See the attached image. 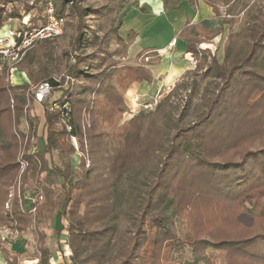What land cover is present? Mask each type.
<instances>
[{
  "label": "trees",
  "instance_id": "1",
  "mask_svg": "<svg viewBox=\"0 0 264 264\" xmlns=\"http://www.w3.org/2000/svg\"><path fill=\"white\" fill-rule=\"evenodd\" d=\"M161 1L168 9L184 0ZM204 1L220 17L217 5L229 6L234 0ZM40 2L43 6L52 2L57 18L70 19L66 26L72 33L67 48L61 50L66 60L63 70L58 61L52 66L45 62L46 56L57 55L61 36L38 43L17 65L28 81L11 86L0 74V225L23 232L34 207L38 218L58 214L52 233L59 237L66 230L64 245L57 241L55 246L67 264H264V4L244 27L245 43L236 47V34H228L222 62L210 54L203 71V79L210 82L200 93L204 109L189 125L171 133L172 118L163 112L165 100L153 113L141 112L119 125L125 93L132 84L152 81L147 68L151 64L103 66L110 54L88 18L100 21L104 7H82L77 0ZM31 11L25 6V13ZM2 14L0 4V30ZM228 23L222 20L218 29L211 30L186 22L181 30L186 53L195 58L202 40H212ZM122 25L118 19L112 34L123 47ZM87 49L92 52L87 54ZM52 67L74 83L41 104L42 147L26 156L29 169L21 177L23 184L33 181L31 197L41 195L44 203L24 200V211L14 204L10 213L3 212L19 171V140L4 122L5 116L9 122L11 118L10 93L18 116L31 86L48 82L55 93L59 83L50 78ZM199 70L195 65L194 73ZM189 90L195 94V83ZM93 93L89 125L83 132L81 113ZM51 103L57 108L49 112ZM61 111L69 113L71 132L60 122ZM159 120L163 122L158 124ZM84 133L91 165L85 170L80 162L79 174L69 160L73 151L69 140ZM156 153L160 157L153 156ZM156 157L152 179L132 204L129 200L130 208L122 210L131 226L124 239L117 224L107 222L119 205L111 189L124 174ZM36 234L39 264H49L51 250L39 228ZM186 252L190 260L185 259ZM7 263L18 264L15 259Z\"/></svg>",
  "mask_w": 264,
  "mask_h": 264
},
{
  "label": "rangeland",
  "instance_id": "2",
  "mask_svg": "<svg viewBox=\"0 0 264 264\" xmlns=\"http://www.w3.org/2000/svg\"><path fill=\"white\" fill-rule=\"evenodd\" d=\"M37 1L39 0H0L1 7L3 8L2 15L4 18V22H6L8 18H11V19H20V20L26 19L27 21L30 22L29 27L35 24L36 25L43 24L47 17V11L49 7L53 9V5L52 2H50L43 6L42 2L37 3ZM77 1L80 2V5L82 7H95V8L104 7L105 9L104 15L100 21H95L93 18H88L89 24L93 26L94 30H96L97 35L100 38L102 37L104 38V44L107 45L106 47L107 53L110 54V57L108 58L106 57L103 66L109 65L111 62H118L119 64L122 65H134L136 63L147 64L149 62L148 64L155 65L157 60L160 59L156 53L146 54L147 52L145 51H143L142 54H146L147 56L139 55V53L138 54L131 53L129 54L130 58H128V54L126 52L127 46L123 45L122 47V45L116 44L115 36L112 34V30L114 27L117 26V20L118 19L122 20V17H124L127 14V12L130 10L129 8L134 6V2L130 3V0H77ZM263 4H264V0H234L228 7H224L218 4L217 8L220 17L216 19L213 18V20L208 22L207 25L212 29L214 28L213 30H215L218 29V27L221 25V20H227L229 21V23L223 26L222 31L213 39V41L209 42V40H202V42L199 44L198 47L200 53H197V56H195L194 58L196 63L195 65L197 64L200 65V70L198 71V73L197 74L194 73L193 71L195 68L194 66V68L190 71L189 74L183 76L173 86L167 88H161L157 93L155 91L156 94L154 93L155 95L152 96L140 97L139 95L135 94L126 97V93H125L124 100H125L126 109L121 115L119 125L129 121L131 118H133V116L141 112L144 113L145 115L153 113L157 103L158 102L160 103L164 100H165L164 109H163L164 115L168 114L172 118V122L170 124L171 133L175 132L176 127H183L193 122L196 116L204 109L203 102L200 99V93L203 87L205 86V84L210 82L209 78L203 79V71L205 70L206 64L210 62V54H214L216 60H218V62H222L223 46L224 43L226 42L228 34H236L235 37L236 47H239L240 45L245 43L244 27L247 24V22L252 23L250 17L253 16L255 13H257L258 9L262 7ZM25 6L32 7V11L30 13L29 12L25 13L24 12ZM135 7H138V5ZM184 7L185 10H183ZM14 12H17L18 15L17 16L13 15ZM148 13L149 14H146L141 19H139L138 22L144 23L146 21V23H148L150 18H152L151 10L148 11ZM127 15H128L127 16L128 22L126 24H129L133 22L134 19L131 20L130 15L129 14ZM174 15L181 16V18L184 17V20H186L192 17L193 11L192 10L189 11L188 6H182L180 11H172V13L168 16H174ZM69 20L70 19H67L66 17L63 19L64 22L63 31L62 34L57 38L61 36H64V38L61 41L58 40L59 42L57 44L58 45L57 55L55 56L48 55L45 57V62L49 66L54 65L56 61H58L61 70L64 69L66 64L65 58L61 54V50L63 48H67V45L70 40V35L72 33V31L69 30V28H67L66 26V22ZM166 20L169 25V22L171 23L169 17H167ZM180 25H183V22H181ZM12 27H15L14 23L12 24ZM159 27L160 28H158L156 31L161 32V36L163 40L165 39L166 35H173V33L169 30L167 24L163 26L160 25ZM156 35H157L156 33L150 32L149 35L145 36L142 44L146 43V41L151 37H152L151 38L152 40H150L151 42L159 44L158 41L160 40L157 39L158 36L155 38V40L153 38V36ZM205 43L211 44L213 47L207 46V48L205 47V50L201 51L200 47L204 49L203 46ZM91 52H92L91 49L86 50L87 54ZM145 58H147L148 60L145 61L144 60ZM49 72L51 75L50 78L59 80V86L61 87V90L66 87L67 83H72V84L74 83V81L71 80L70 77L65 75L64 72L57 73L53 67ZM25 77H26V81H28L26 75ZM9 80L11 86L20 85L21 83L26 82L21 72L17 70L11 72V76ZM193 83H195V87H196L195 94L193 93L189 94L190 91L189 89ZM38 85L39 84L35 86H31L29 90L25 93L24 106L21 114L17 116V113L16 111H14V107H13V110L10 108L11 109L10 122L8 116L4 117L5 129L10 128V130H12V132H14L16 136L18 135L19 144L16 155L17 163L20 157V155L18 154L20 148L23 150L22 154L24 156L22 158L26 159V156L37 153L39 149L42 147L41 146L42 138L40 137L41 121H38L41 118V108L40 106H36L35 104H33L31 99L32 92L34 88ZM155 89H158V87ZM59 91L60 90H55V93L53 94L51 100L54 97H56L57 95L56 93H58ZM94 94L95 93L90 94L88 96L89 106L86 109H84L81 113V123L83 124V132L84 129H86L85 124L86 126L89 125L88 116H89L90 108L93 107L94 96H95ZM168 95L169 97L167 98ZM11 100H13V104H14V98L10 93L9 106L11 105L10 103ZM186 101L188 103V106L185 109ZM145 106L147 107L145 108ZM162 120H164V117L162 118ZM162 120H159L158 124H160ZM161 125L163 124L161 123ZM81 136L82 137L79 136L76 139L77 148L80 156L75 155L74 145L71 143V140H69V144L73 150L69 160L71 165L74 166L75 170L78 169L80 162H84L85 170H87L88 167L91 165L90 156L88 154L89 147H88V141L86 139L87 138L86 133H84ZM153 156L160 157V154L157 155L156 153ZM158 161L159 159L157 157L151 159L150 162L146 160V163L143 162L142 165H138L134 167L130 172L124 174L118 181L114 182L116 185H114V187L111 189V193H113V195L117 197L119 205L115 206L114 209L116 213L112 212L109 215L107 222L110 221L115 222L120 230V234L122 238L124 239L127 238L128 229L131 228V226L129 225L130 222H128V219L124 218L122 210H128L130 203L132 204L133 202L132 199L134 198V196L143 192L147 183L153 177L155 162ZM26 172H28V170ZM78 173L81 174V171H79ZM33 186L35 187V184L31 179H28L27 183L23 184L22 178L20 181H17V177H16L14 184L9 190L8 197L6 200V202L11 200L10 210H7L4 204V207L2 208L3 212L6 211L10 213L11 208L13 207L14 204L18 205L17 207H19V201L22 204V202L26 200L27 204H29L30 200L28 199L30 198L34 200V202H37V204L44 203V198L41 195H38L37 197L34 198L31 197L30 192ZM18 187H19V192L17 191ZM11 194H13V197L10 199L9 196ZM25 208L28 209L27 206ZM57 220H59V216L58 214H54V212L52 215L46 213L43 217H39V218L36 217V212H35L34 216L30 217L29 225L27 228L24 229L23 232H20L17 229L19 231L18 240L15 241L7 240L4 242L0 240V263L8 264L7 262L12 261V259H15L18 264L19 263L39 264L41 253L39 252L38 236L36 234V231L39 228L40 233L44 236L43 242L45 243L46 247L49 248V250H51V257L49 258V264H67L65 263L64 258L60 256L59 251L56 250L57 247L55 246V242L57 241L64 245V243L67 240L66 230H61L59 237L55 236L52 233V229H54L55 227V221ZM63 222L65 223L66 221L63 219ZM5 226L10 227L9 225L1 224L0 228ZM64 250H66V254H68L69 251L66 246H64ZM185 259L190 260V253L186 252Z\"/></svg>",
  "mask_w": 264,
  "mask_h": 264
},
{
  "label": "crops",
  "instance_id": "3",
  "mask_svg": "<svg viewBox=\"0 0 264 264\" xmlns=\"http://www.w3.org/2000/svg\"><path fill=\"white\" fill-rule=\"evenodd\" d=\"M131 2H134V6L129 8L130 10L127 12V14H129L131 20L134 19V21L126 24L128 22V15L126 14L124 17H122L123 25L119 31V35L124 40V45L127 46L126 52L128 54V58H130L129 54L131 53L138 54L145 51L147 52L146 54L156 53L160 59L157 60L155 65L151 64L147 66V68L152 73V81L150 83L143 82L140 84H132L126 92V97L135 94L139 95L140 97L152 96L155 95L161 88L173 86L194 68V65L189 61L191 54L186 53V44L181 39V30L183 29L186 22L189 23V26H202L204 28L213 30L214 28H210L207 23L212 21L213 18L216 19L218 17L214 16L212 8L206 4L204 0H184L178 5L171 6L168 9H164L161 0H130V3ZM137 5L138 7H135ZM182 6H188L189 11H193L191 18L184 20V17L181 18V16H176L177 14L174 16H168L172 13V11H180ZM148 8L151 10L152 18H150L148 23H146V21L144 23H139V19H141L144 15L149 14L148 11L150 10ZM183 10H185V7ZM167 17H169L171 21V23L169 22V25L166 20ZM181 22H183V25H180ZM166 24L173 35H166L165 39L163 40L161 32L156 30L160 28V25L163 26ZM3 32L4 30L2 28L1 33ZM150 32L157 34L156 36H153V38L155 40V38L158 36L157 39L160 40L158 41L159 44L151 42L150 40H152V37L149 38L146 43L142 44L143 39L145 36L149 35ZM213 39L209 40V42L213 41ZM207 46L212 45L205 43L203 46L204 49L200 47L201 51L205 50V47L207 48ZM146 54H142V56ZM21 74L26 81L24 73ZM157 87L158 89H155ZM36 106H40L41 108V105Z\"/></svg>",
  "mask_w": 264,
  "mask_h": 264
},
{
  "label": "built area",
  "instance_id": "4",
  "mask_svg": "<svg viewBox=\"0 0 264 264\" xmlns=\"http://www.w3.org/2000/svg\"><path fill=\"white\" fill-rule=\"evenodd\" d=\"M15 24V27H12V24ZM30 22L26 19H11L8 18L6 22H4L3 30L1 33L0 30V74H5L7 77V82L10 84V76L11 72L16 70L17 65L21 63V61L25 58L27 52L32 50L38 43L43 42L45 40H51L57 38L62 34L64 22L63 19L57 18L54 15L53 9L49 7L47 11V17L43 24L39 25H31L29 27ZM145 61L148 59L145 58ZM195 66V59L193 56L190 57L189 60ZM55 83H59V80L53 79ZM57 90H61L60 86L56 87ZM54 94V87L48 83L43 82L36 86L32 92L31 99L33 104L41 105L43 104L51 95ZM51 101V100H50ZM10 108L13 110L14 104L13 100H11ZM147 106H145L146 108ZM57 108V105L51 103L48 107V111L52 112ZM66 109V108H64ZM67 111V110H66ZM66 111H61L60 122L62 125L66 127L68 132L72 131L71 126L67 124L69 120V113ZM28 129V126H27ZM18 138V135H17ZM76 137H71V143L74 145L75 155L80 156L77 148ZM22 149H19V159H18V176L17 181L21 180V177L28 170L29 163L27 159H23L24 156L22 154ZM19 185V184H18ZM14 190V189H13ZM19 192V187L17 189ZM10 199L13 197L11 194ZM34 203V200L31 198L28 199ZM11 200L5 203V208L10 210ZM19 208L21 211H24L23 202L19 201ZM31 216L35 214V207L31 208L29 211ZM19 231L15 228L11 227H1L0 228V240H18ZM66 252V250H65ZM39 261V259H38ZM1 264V263H0Z\"/></svg>",
  "mask_w": 264,
  "mask_h": 264
},
{
  "label": "water",
  "instance_id": "5",
  "mask_svg": "<svg viewBox=\"0 0 264 264\" xmlns=\"http://www.w3.org/2000/svg\"><path fill=\"white\" fill-rule=\"evenodd\" d=\"M66 2H71V0H65Z\"/></svg>",
  "mask_w": 264,
  "mask_h": 264
}]
</instances>
